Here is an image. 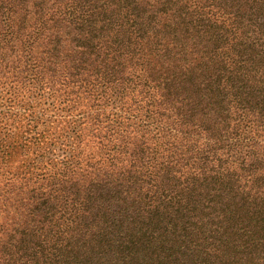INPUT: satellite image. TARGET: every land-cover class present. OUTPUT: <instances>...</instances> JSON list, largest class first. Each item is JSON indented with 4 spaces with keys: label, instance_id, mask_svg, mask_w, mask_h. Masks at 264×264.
Here are the masks:
<instances>
[{
    "label": "trees",
    "instance_id": "1",
    "mask_svg": "<svg viewBox=\"0 0 264 264\" xmlns=\"http://www.w3.org/2000/svg\"><path fill=\"white\" fill-rule=\"evenodd\" d=\"M0 264H264V0H0Z\"/></svg>",
    "mask_w": 264,
    "mask_h": 264
},
{
    "label": "rangeland",
    "instance_id": "2",
    "mask_svg": "<svg viewBox=\"0 0 264 264\" xmlns=\"http://www.w3.org/2000/svg\"><path fill=\"white\" fill-rule=\"evenodd\" d=\"M0 187H2V178L0 176ZM0 194H2V190L0 189Z\"/></svg>",
    "mask_w": 264,
    "mask_h": 264
}]
</instances>
